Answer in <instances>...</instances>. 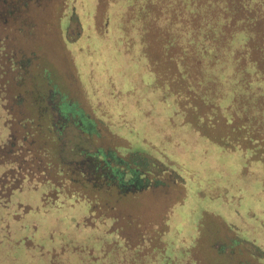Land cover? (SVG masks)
Instances as JSON below:
<instances>
[{"label": "rangeland", "instance_id": "1", "mask_svg": "<svg viewBox=\"0 0 264 264\" xmlns=\"http://www.w3.org/2000/svg\"><path fill=\"white\" fill-rule=\"evenodd\" d=\"M47 5L0 42V142L33 158L0 264H264V0Z\"/></svg>", "mask_w": 264, "mask_h": 264}, {"label": "trees", "instance_id": "2", "mask_svg": "<svg viewBox=\"0 0 264 264\" xmlns=\"http://www.w3.org/2000/svg\"><path fill=\"white\" fill-rule=\"evenodd\" d=\"M49 0H0V42L2 43L7 39L6 34L18 33L21 35H31L33 31V27L35 26V15L36 12H42L48 5L47 2ZM20 57L17 60H12L13 56L10 55L8 60L13 64V73L11 82L14 84H18L20 80V76L18 72L25 71V65H28V60H24L22 57V53L18 52ZM29 66V65H28ZM6 72V71H5ZM62 101V100H61ZM55 110L56 116L51 123V127L55 128L54 137L58 140L62 133L64 132V126L69 123L70 119H72L71 115L64 112L67 109L70 110L71 107L65 108V106L61 103ZM65 109V110H64ZM9 106H6L4 103L0 104V116H4V114H9ZM4 112V113H3ZM70 116V117H69ZM73 121V120H72ZM74 123V122H73ZM8 125V122L6 123ZM75 124V123H74ZM28 140L29 143L32 142L30 136L26 131L21 135V139H19L15 132L9 130V134L7 136L6 141L0 142V164H5L6 168L3 169L0 174V203L4 204L7 202L8 197L12 190L18 189L22 186V183L25 182L28 173L31 172L30 166H33L31 159L24 155V152H29V145L23 148V141ZM21 141V142H20ZM102 157L103 155H99ZM135 156V155H134ZM88 158H84L83 161L87 162L88 165H93L97 163V160L94 158L93 153L87 154ZM144 159L137 160V162L143 163ZM26 161H29V167L25 166ZM71 164L82 165V162L74 161ZM105 166H108V162H104ZM93 167V166H92ZM24 168V169H23ZM137 168L133 169H123L121 171H116L112 167L108 171L110 174L109 179L112 180V183L116 184L118 187L123 186L127 182L131 180H137L138 175ZM124 174H126V178H124ZM127 188V185H124ZM137 186V184L135 185Z\"/></svg>", "mask_w": 264, "mask_h": 264}]
</instances>
